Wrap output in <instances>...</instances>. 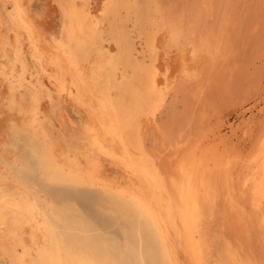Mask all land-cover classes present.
Returning a JSON list of instances; mask_svg holds the SVG:
<instances>
[{
  "label": "rangeland",
  "instance_id": "1",
  "mask_svg": "<svg viewBox=\"0 0 264 264\" xmlns=\"http://www.w3.org/2000/svg\"><path fill=\"white\" fill-rule=\"evenodd\" d=\"M26 1L24 20L17 15L13 0H0V41L5 39L4 43L0 42V54L4 49L7 52V59L0 57V62L14 71L13 76H3V71L0 70V181L7 189L16 185L29 194L37 208L42 210V223L50 238L52 251L61 249L68 261L78 253H90L100 264L112 261L120 264H167L155 227L131 196L102 181L88 179L87 174L65 164L61 157L56 158L53 165L47 160L49 146L42 127L53 128L54 125L55 132L68 131L66 134L68 140L70 138V145H73L71 147L76 146L85 151L83 126L77 116L80 117L81 114L86 121H89V116L85 106L71 107L70 103H67L59 110L54 108V98L45 92L50 88L46 61L38 55L37 47H42L44 43H40L41 38H45V43L51 45L52 35H60L63 27L77 26L80 16L92 6L91 0ZM157 1L161 13H158L156 18L160 24L165 19L162 17L165 14L170 26L181 25L185 32L184 35L181 34L179 41L173 43L169 34L164 38L163 31H160L161 35L159 32V40L162 39L161 62L167 61L162 55L169 51L168 63L177 75L180 74V63L185 62L191 67L199 66L202 82L200 85L193 81L185 83L183 88L168 93L162 105L160 103L154 112L146 110L145 114L140 116L139 121L144 123L149 133L148 144L151 146L155 141L154 144L160 149L159 144L163 142L165 144H161L160 149L163 150V146L179 139L209 133L204 142L206 145L216 146L219 149L218 158L221 157L223 161V177L216 190V206L211 223L215 239L212 238L211 241L212 256L209 264H216L226 258L223 247L227 240L233 239L231 215L234 208L241 210L235 221L242 227H247L250 232L247 248L255 259L264 264V232L256 223V212L250 208L246 193L240 190L242 182L254 175L255 164L251 158L255 144L260 135L264 134V0H205L210 6L209 9L211 8L209 13L205 11L204 0ZM61 9L64 13H60ZM15 19L17 26L13 25ZM225 23L229 25V56L222 59L218 65L212 63L207 55H201L200 60L193 58L189 52L192 39L214 32L220 33V26H226ZM8 36H12V39ZM111 43V46H116L114 42L109 44ZM109 44L107 46H110ZM18 79L25 84L23 87H16ZM87 93L92 101L97 100L100 95L94 89ZM40 110L48 114L46 122L40 119ZM63 111H66V114ZM59 116H68L70 122L74 120L75 123H71H77L78 130L75 133L79 134L71 133L70 122L64 123ZM201 116L205 119H201ZM55 138L58 145L62 144V149L67 148V142L61 137ZM156 153L157 162L167 164L166 157L162 156L161 152ZM102 163L105 169L109 170L106 176L122 173L124 179H128L134 188L138 187L137 190L142 193L147 192V185L141 174L133 168L121 165V171H115V164L104 157ZM134 173L136 175H133ZM74 176L81 179L76 180ZM39 256L40 254L36 256V263L42 259ZM10 262L16 264L10 255L0 254L1 264H11Z\"/></svg>",
  "mask_w": 264,
  "mask_h": 264
},
{
  "label": "bare ground",
  "instance_id": "2",
  "mask_svg": "<svg viewBox=\"0 0 264 264\" xmlns=\"http://www.w3.org/2000/svg\"><path fill=\"white\" fill-rule=\"evenodd\" d=\"M13 1L17 15L25 20L27 1ZM90 3L92 6L83 12L77 26L63 27V31L58 36L51 34L53 36L51 45H47L46 39L41 38L40 43L43 41L44 43L42 47H37L38 55L46 61L50 88L45 92L54 98V108L59 110L67 103H70L71 107L85 106L87 116H89V121L84 120L81 114V118L77 116L80 119L79 123L83 126L85 151H81L76 146L71 147L73 145H70V138L68 140L66 134L68 131L55 132L54 125H52L53 128L46 126L44 129L42 127V131L47 135L49 146L47 160L53 165L56 158L61 157L65 164L87 174L88 179L102 181L117 188L121 193L131 196L155 227L167 264H209L212 256L211 241L215 239L211 223L216 206V190L223 177L221 174L223 161L221 157L218 158L219 149L214 145L205 144V138L209 137V133L206 132L199 137L194 135L195 137L179 139L163 146V150H160L165 143L160 142V149L154 144L155 141L149 146V133L144 123L139 121L140 116H143L146 110L154 112L160 103L162 105L168 93L183 88L189 81L197 82L199 85L202 82L199 76V66L191 67L185 62H179L181 64L180 74L177 75L176 71L169 66L167 57L169 51L162 55V58H167V61L161 62L162 39L159 40V32L163 31L164 38L169 34L170 41L173 43L180 40L181 34L184 35V28L181 25L170 26L165 14L162 15L165 19L160 24L157 14L161 13V9L157 0H91ZM204 5L206 13H209L211 8L209 9L210 6L205 0ZM61 11L62 9L60 13ZM225 24L226 26H220V33L215 34L214 32L200 36L198 39L193 38L189 51L191 56L200 60L201 55H207L210 61L217 65L222 59H226L230 50L228 48L229 25ZM13 25L17 26L16 19ZM11 37L8 36V38ZM4 40L1 39L2 43ZM110 42H114L116 46H111ZM6 56L7 52L4 49L0 57ZM2 64L0 62L3 76H13L14 71L12 72L11 67L5 63ZM24 68L27 69V67ZM24 85L19 81L16 87ZM91 89L100 93L97 100L92 101L88 98L87 92ZM24 94L25 92L22 93ZM64 113L66 114V111ZM39 114L41 118L37 116L43 122L48 120L46 117L48 114L42 111ZM59 117L64 123L70 122L68 116ZM203 118L204 116H201V119ZM71 122L69 125L71 128L68 127V129L70 128L71 133H75L78 130L77 123ZM199 127L202 128V126ZM55 137H61L67 142V148L62 149L60 146L62 144L58 145ZM254 147L251 158L255 164L254 175L242 182L240 190L246 193L250 208L256 212V223L264 232V134L260 135ZM153 149L156 151L154 152ZM156 152H161L160 154L166 157L167 164L157 162ZM103 157L115 164V171H121L120 166L122 165L133 168L141 174L140 176L147 185V192L142 193L137 190L138 187L134 188L127 181L128 179H124L122 173L106 176L109 170L105 169L102 163ZM30 170L32 171V168ZM30 170L29 173H31ZM124 172L126 174V171ZM74 178L81 179L76 176ZM9 182L12 183V181ZM233 212L231 215L233 239L230 238L224 244L226 258L216 264H259L260 262L247 248L248 233L250 234L248 228L242 227L235 221L238 214H241V210L234 208ZM114 215L116 216V213ZM42 220V210L37 208L29 194L16 185L7 189L0 181V254L10 255L16 264H100L99 260L90 253H78L68 261L61 253V249L57 252L52 251L50 238ZM38 254L42 259L36 263ZM108 264L120 263L112 261Z\"/></svg>",
  "mask_w": 264,
  "mask_h": 264
}]
</instances>
